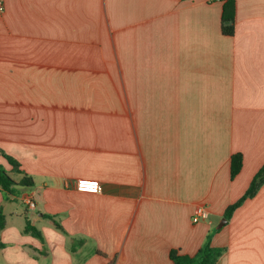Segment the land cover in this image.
<instances>
[{"label": "crops", "instance_id": "crops-1", "mask_svg": "<svg viewBox=\"0 0 264 264\" xmlns=\"http://www.w3.org/2000/svg\"><path fill=\"white\" fill-rule=\"evenodd\" d=\"M0 1V149L35 181L0 189V264H264V185L217 229L264 166V0L232 37L221 0Z\"/></svg>", "mask_w": 264, "mask_h": 264}, {"label": "trees", "instance_id": "trees-1", "mask_svg": "<svg viewBox=\"0 0 264 264\" xmlns=\"http://www.w3.org/2000/svg\"><path fill=\"white\" fill-rule=\"evenodd\" d=\"M223 2V11L221 19V30L223 35L232 37L236 29V0H221ZM0 156L5 158L11 169H6L0 165V189L12 199L19 198L23 191L34 188L35 181L32 176L21 169V163L0 149ZM243 167V155L234 154L231 158V179L234 180L241 172ZM19 176L17 180L15 177ZM264 185V166L257 172L252 179L249 188L245 194L234 204L230 205L224 218L229 221L234 212L241 207L248 199L254 198L261 187ZM52 218V217H51ZM56 226L62 230V227L56 223ZM6 227V215L0 211V249L3 248L1 233ZM25 232L36 234L41 233L31 225L29 219H26ZM225 249L211 246L210 242L203 245L195 255L182 254L179 250H172L169 254L173 264H217Z\"/></svg>", "mask_w": 264, "mask_h": 264}, {"label": "built area", "instance_id": "built-area-1", "mask_svg": "<svg viewBox=\"0 0 264 264\" xmlns=\"http://www.w3.org/2000/svg\"><path fill=\"white\" fill-rule=\"evenodd\" d=\"M4 10V5L0 1V11ZM77 190L84 193H91L97 194L101 192V186L98 182L95 181H79L77 183ZM25 204L29 209H35L36 203L30 198L24 200ZM209 218V211L208 209L203 206L199 205L196 207L193 213V222L199 223L200 221L207 220Z\"/></svg>", "mask_w": 264, "mask_h": 264}, {"label": "rangeland", "instance_id": "rangeland-1", "mask_svg": "<svg viewBox=\"0 0 264 264\" xmlns=\"http://www.w3.org/2000/svg\"><path fill=\"white\" fill-rule=\"evenodd\" d=\"M15 205H20V204H19L18 202H16ZM21 212H22V214H23V213L25 214V213H26V208L22 206V208H21ZM222 220H223V219H222ZM222 220L218 222L217 226L222 222Z\"/></svg>", "mask_w": 264, "mask_h": 264}, {"label": "water", "instance_id": "water-1", "mask_svg": "<svg viewBox=\"0 0 264 264\" xmlns=\"http://www.w3.org/2000/svg\"><path fill=\"white\" fill-rule=\"evenodd\" d=\"M227 223V219H223L222 222L217 226V229H221Z\"/></svg>", "mask_w": 264, "mask_h": 264}]
</instances>
